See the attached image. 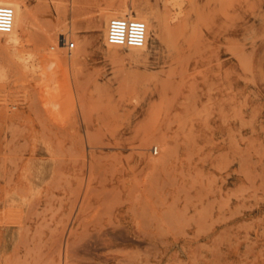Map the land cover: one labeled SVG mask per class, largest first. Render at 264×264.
<instances>
[{"label": "rangeland", "instance_id": "obj_1", "mask_svg": "<svg viewBox=\"0 0 264 264\" xmlns=\"http://www.w3.org/2000/svg\"><path fill=\"white\" fill-rule=\"evenodd\" d=\"M121 1L67 0L65 66L0 37V264H264V0H185L143 52L103 41Z\"/></svg>", "mask_w": 264, "mask_h": 264}, {"label": "bare ground", "instance_id": "obj_2", "mask_svg": "<svg viewBox=\"0 0 264 264\" xmlns=\"http://www.w3.org/2000/svg\"><path fill=\"white\" fill-rule=\"evenodd\" d=\"M70 1H71V3H70L71 4V10H72V12H74L76 10L75 7H76L77 0H70ZM164 1H165L164 6L166 7V10L163 13H159V11L156 8L149 9L146 4H144V6H142L138 2H135L134 0H132L130 2L121 1V2H118L115 4H109L108 6L103 8V10L101 12V25H102L101 27H103L102 28L103 29L102 38H103L104 43L109 47H114V48L120 47V46L111 45L106 40V31H107L108 22L112 17L136 18V19H140V20L145 22L146 27H147L145 45L142 47H129L130 49L135 50V51L143 52L142 50H145L147 48L149 42H151L153 45L156 46L161 41L164 32L174 34V35L179 33L177 31L175 32V29L178 28L177 25L179 23V21L177 23V14H178L177 8L178 9L181 8V6L184 4L183 2H185V0H164ZM142 2H143V0H142ZM0 4L9 5L14 10V24H13L12 30L8 33H0V37H4V39H5L4 42H6V45L13 50L12 57H11L12 62H17L20 65L25 66V67L31 66V69H32L35 66V60H36L37 55H39L45 59V57H47L46 54L49 53L50 57L53 60L59 61L63 65L65 63L67 64L68 59H65V56L68 54H66L64 56L61 54L62 55V58H61V55L58 52L59 47L64 48L63 46H65V43L63 42L64 38H67V34L73 33V29H74L73 27H67L65 25V22H64L65 18H66L67 11H68L67 0H60L59 2L55 3V7H56V11H57L56 17L53 15L52 9L48 6L45 9V11H42L37 6L35 8H29V7L25 6L21 0H0ZM149 5L150 4L148 3V6ZM173 8H175L174 11H173ZM181 10H180V12H181ZM183 16L184 15L182 14V17ZM182 21H183V18H182ZM183 24L185 25V23H182V26H183ZM180 25H181V23H180ZM45 26H46V28H45ZM179 28H180V26H179ZM37 29H39V30L40 29H48V31L50 32L49 43H47L46 45H43L41 43L39 44V34H37V32H38V31H36ZM186 29H187V27H186ZM182 30H183V28H182ZM188 31L189 30H187V32ZM52 32H54L55 34L54 35L51 34ZM174 35H173V37H174ZM176 36H179V35L177 34ZM186 36H189V34H187ZM163 37L165 38V36H163ZM180 37H181V34H180ZM175 39H177V38L175 37ZM175 39H174V42H176ZM166 40H168V39H165V41ZM184 40H188V39L185 38ZM25 41H27V42L31 41V43L28 44L29 46H31V48L30 49L28 48L29 50L27 52L23 48V50L26 53H24V51H22L20 49L21 47L24 46ZM55 44H56V46H58V49H56L57 47H54ZM173 46H175V45H173ZM165 47H167V45H165ZM180 47H182V46H180ZM120 48H122V47H120ZM173 48H171V49H173ZM175 48H178V47L176 46ZM25 49H27V48L25 47ZM51 49L54 51H51ZM46 50H48V52ZM169 53L170 52H168L167 54H169ZM147 54H148V52H147ZM76 56H77L76 53L71 54L69 59L74 60V58ZM63 57H64V59H63ZM143 57L144 56H142L141 58L143 59ZM45 60H48V59H45ZM2 61H4V60H2ZM171 61H172V59H171ZM70 62H72V61H70ZM172 62H174V61H172ZM4 63H5V61H4ZM1 64L2 63H0V76L3 74V70L5 69V68L3 69V66ZM40 64H42V63H40ZM44 67H46V66H43V69H44ZM9 69L10 68L8 67V70ZM31 69H30V71H31ZM40 69L42 70V68H40ZM40 69H39V71H40ZM36 70H38V69H36ZM43 71H45V70H43ZM4 72H5V70H4ZM144 72L146 73V71H144ZM148 72L146 74H148ZM145 73H143V75ZM6 77H7V74H6ZM4 81H5V79H4ZM0 85H2V84H0ZM33 174H32L33 176H36V178L40 179V177L43 176V169L39 168L36 172H33ZM29 175H30V172H29ZM33 181H34V179H33ZM14 196H16V195H14ZM18 198H20V196H18ZM78 200H79V198H78ZM62 252H64V251H62Z\"/></svg>", "mask_w": 264, "mask_h": 264}, {"label": "built area", "instance_id": "obj_3", "mask_svg": "<svg viewBox=\"0 0 264 264\" xmlns=\"http://www.w3.org/2000/svg\"><path fill=\"white\" fill-rule=\"evenodd\" d=\"M14 24V10L0 4V33H8ZM147 27L144 21L128 17H112L107 26L106 40L109 44L123 48L142 47L146 42ZM65 47L70 51L75 43L64 38Z\"/></svg>", "mask_w": 264, "mask_h": 264}]
</instances>
